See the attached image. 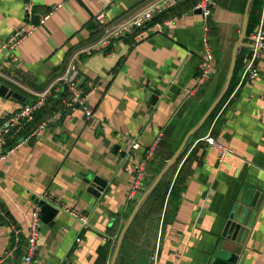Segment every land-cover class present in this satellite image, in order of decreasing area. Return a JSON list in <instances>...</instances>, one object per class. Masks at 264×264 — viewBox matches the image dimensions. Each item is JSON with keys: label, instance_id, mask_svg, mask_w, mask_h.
Segmentation results:
<instances>
[{"label": "crops", "instance_id": "1", "mask_svg": "<svg viewBox=\"0 0 264 264\" xmlns=\"http://www.w3.org/2000/svg\"><path fill=\"white\" fill-rule=\"evenodd\" d=\"M149 1L33 0L36 24L44 15H53L10 54L1 45L26 20L27 0H0V80L15 86L16 90L8 87L24 98L0 97V124L57 86L72 58L77 60L95 48L102 36L88 44L94 28L117 25ZM217 3L208 35L202 15L196 13L197 0H187L164 19L153 21L144 38L131 36L115 43L110 52H93L79 61L90 90L86 104L94 113L93 120L86 121L77 104L67 111H53L55 105L47 103L44 108L53 111V117L42 122L47 124L42 135L0 161L4 211L0 216V264L23 263L32 213L37 198L44 194L59 214L54 226L41 219L34 264H112L141 190L152 185L204 118L224 90L232 68L230 96L213 120L190 138L181 163L172 167L177 170L171 187L183 170L180 186L184 188L174 215H166L168 189H158L159 184L136 215L116 264H206L231 207L244 191L253 189L261 194L240 264H264V61L255 81L241 83L249 38L259 27L264 0ZM101 13L104 21L99 25L95 18ZM244 29L246 39L233 66ZM206 36L215 57L214 73L191 95L204 65ZM38 120L35 117L34 124ZM32 126L26 136L38 127ZM167 129L145 166V180L133 205L128 196L135 173L159 133ZM209 135L232 153L222 157L207 145ZM134 143L139 145L136 150ZM116 147L124 155L114 153ZM95 178L108 184L99 198L89 192L88 180ZM13 228L21 231L22 239L9 256ZM148 250L152 251L150 258L145 253Z\"/></svg>", "mask_w": 264, "mask_h": 264}, {"label": "built area", "instance_id": "2", "mask_svg": "<svg viewBox=\"0 0 264 264\" xmlns=\"http://www.w3.org/2000/svg\"><path fill=\"white\" fill-rule=\"evenodd\" d=\"M187 0H154L141 11L129 19L107 28L99 40L95 48H89L85 51L88 55L93 52L108 51L115 43L121 41L128 36H133L134 39H142L148 30V26L160 18L165 13L175 9L181 3ZM218 0H197L196 10L201 11V15L206 23L205 33L208 35L210 32L209 22L213 15V12L217 8ZM53 15L52 12L44 15L39 21V25L35 23V11L33 0H27L26 5V20L22 23L17 30L2 43V49L8 53H14L21 44L31 37L39 28L44 25L50 17ZM260 24L258 29L250 36L248 43V51L244 59V70L241 76V83L253 82L260 75V65L264 61V3L260 14ZM95 21L97 24H102L104 21V14H99ZM205 61L203 68L197 78L196 86L191 92V95L196 94L201 90L210 80L215 69V57L213 51L209 45L208 37L205 38ZM14 57L13 62H17ZM76 57L71 59L69 66L65 74L59 78L57 86H53L47 91L38 95L36 101L24 106L18 112L7 116L4 121L0 124V161L5 159L8 155L12 154L19 147L28 143L32 137H39L46 130L47 124L42 123L36 127L29 135L24 133L30 130V127L34 125L35 117L44 107H46L50 97L52 96L53 90H61V87L65 85L68 87L69 92L72 96V101L66 102L67 108H72L75 104L79 105L82 109L86 121H91L94 118L93 111L86 104V95H84L82 88L78 86L81 84L82 76L80 75L75 65ZM83 86V85H82ZM58 87V88H57ZM28 133V132H27ZM165 137V131L159 133L154 146L147 151L145 161L142 167L137 169L135 176V183L133 189L129 193V202L136 201L137 193L141 190L143 182L145 180V166L147 162L154 157L157 147L161 144ZM207 145L214 147L219 151L222 157L232 153L229 148L220 145L212 136L205 138ZM139 147L137 143L133 144V149L136 150ZM50 197L47 194L40 195L36 200V206L32 213V219L29 225V234L27 237L28 248L27 254L22 264H34V258L38 250V241L40 236V225H41V203L49 202ZM64 211L69 213L76 219H79L77 214L68 210L66 207ZM0 216H4L2 204L0 202ZM13 246L9 252V256L16 251L21 243L22 233L20 230L13 228Z\"/></svg>", "mask_w": 264, "mask_h": 264}, {"label": "water", "instance_id": "3", "mask_svg": "<svg viewBox=\"0 0 264 264\" xmlns=\"http://www.w3.org/2000/svg\"><path fill=\"white\" fill-rule=\"evenodd\" d=\"M251 3V0H250ZM249 3V4H250ZM248 11V9H247ZM197 14H201L200 10H196ZM246 23L248 20L246 19ZM246 29L243 30L241 35V39L239 44L235 48L233 55V66L236 63L239 49L243 46L246 39ZM234 74V68L230 70L229 76L227 77L226 85L224 90L217 98V100L213 103L209 111L206 113L204 118L200 121L198 126L194 128L186 137L183 144L179 148V150L175 153L172 159L167 163L166 167L159 174L157 179L152 183V185L145 191L144 195L138 200L133 212L131 213L126 225L124 226L120 237L117 242L116 250L114 253V257L112 260V264H116L120 255V251L123 245V241L127 232L129 231L131 225L134 222V219L138 212L140 211L143 204L146 200L154 193L158 185L161 183L165 175L170 171V169L178 162V160L183 155L187 144L192 138L209 120L212 114L215 112L217 107L221 104L223 99L226 97L229 92L232 78ZM26 77H28L26 75ZM86 78L81 79V84L78 86L79 89L82 88V85L85 84ZM0 97L6 98L8 100H22L24 98L17 92L13 91L6 85L0 84ZM155 98V97H154ZM114 153L124 155L120 153V149L116 147L114 149ZM90 184L89 192L92 193L95 197H101V194L105 192L108 184L102 181L99 178H95L93 181L88 180ZM261 192L253 190L244 191V196H249L253 198L251 202L247 201L244 196L239 197L236 200L235 204L231 207L230 213L225 222L223 231L220 236V240L214 249L212 255L208 259L206 264H240L243 258L245 257V252L247 248L248 239L250 236V232L253 226L254 219L257 217L254 210L258 207V202L260 199ZM59 214V210L56 209L53 205L42 202L41 203V219L42 221L50 226H54L55 219Z\"/></svg>", "mask_w": 264, "mask_h": 264}, {"label": "trees", "instance_id": "4", "mask_svg": "<svg viewBox=\"0 0 264 264\" xmlns=\"http://www.w3.org/2000/svg\"><path fill=\"white\" fill-rule=\"evenodd\" d=\"M150 1H152V0H150ZM149 1V2H150ZM149 2H148V4H149ZM151 3V2H150ZM147 4V3H146ZM146 4H145V6H146ZM147 4V5H148ZM144 7V6H143ZM141 8H139L133 15H135L137 12H139V11H141L140 10ZM175 9H177V7L175 8ZM175 9H173V10H171L170 11V13H172ZM167 14L168 13H165L164 15H162L160 18L161 19H164V17H167ZM132 15V16H133ZM131 16V17H132ZM159 19V18H158ZM157 20V19H156ZM155 20V21H156ZM121 23V22H120ZM115 24V23H114ZM117 24H119V23H117ZM92 25V24H91ZM95 27V26H94ZM110 27H112V25H109V26H106V27H104L102 30H99L98 28H94L95 29V31H94V33L92 34V40L88 43V44H92V43H94V42H96L101 36H103V34H104V32H105V30L107 29V28H110ZM131 36H128L127 38H125V39H123V40H126V39H128V38H130ZM130 39H132V38H130ZM122 41V40H121ZM107 52V51H106ZM108 52H110V50L108 51ZM90 55H87V54H82L81 55V57L80 58H78L77 60H76V68H77V70L79 71V73H80V75L82 76V78H84L85 77V75H83L81 72H80V70H79V61L80 60H82V59H85V58H88ZM240 62H241V64H243V66H244V63H243V59H241L240 60ZM200 74V73H199ZM0 83L1 84H5V85H7V86H10V84H8V83H5V82H3V81H1L0 80ZM232 86H233V84H232ZM10 87H12V86H10ZM15 86H13L12 88L13 89H15L14 88ZM16 90V89H15ZM232 90H233V88L231 87L230 88V90H229V92L227 93V95H226V97L223 99V101H222V103L219 105V107H217V110H215V112H214V114H212V117H210L209 118V120H208V122L206 123V125L207 124H209L212 120H213V118L215 117V115H216V113L218 112V110H219V108H220V106L222 105V104H224V102L226 101V99L230 96V94H231V92H232ZM82 91H83V93H84V95H88L89 94V92H90V90H89V88H88V83H86V84H83V86H82ZM70 101H72V96H71V94H70V92H69V89H68V87H66L65 85H63L62 87H61V90H56V89H54L53 90V93H52V96L50 97V99H49V101H48V106L49 105H51V104H54L55 105V108L53 109V111H59L60 109H65V111H67L66 109H67V107H66V105H65V103L66 102H70ZM53 111H51V110H47V109H43V110H41L38 114H37V116H36V118H37V121H39L38 119H40V122L39 123H37V124H34L32 127H36V126H38L39 124H41L42 122H46V121H48L49 119H51L52 117H53V115H52V112ZM43 114V115H42ZM40 115H42V116H40ZM52 115V116H51ZM40 117V118H39ZM167 132H168V129L165 131V135L167 136ZM197 135V134H196ZM196 135L194 136V138L196 137ZM181 161H182V156H181V158L178 160V163H181ZM176 170H177V167L176 168H172V170L165 176V178L162 180V182L160 183V187L158 188V189H160V188H162V187H165V189H168V191H167V193H168V204H167V206H168V209H167V212H166V215H168L169 217L171 216V215H174V213H175V211H176V209H177V203H178V201L180 200V196H181V194H182V192H183V190H184V188L182 187V186H180V182L183 180V176H182V171H181V174H179V177H178V179H177V183L173 186V187H171L172 185H171V182H172V180H173V178H174V175L176 174ZM188 174L187 175H189L190 174V171L189 172H187ZM147 189H144V190H141V192H140V198L144 195V193H145V191H146ZM136 202L137 201H135V202H133V205H135L136 204ZM136 206V205H135ZM27 245H28V243H27ZM121 252H123V250H121ZM146 254H148V256H149V258H150V256H151V253H152V251H147V252H145Z\"/></svg>", "mask_w": 264, "mask_h": 264}, {"label": "rangeland", "instance_id": "5", "mask_svg": "<svg viewBox=\"0 0 264 264\" xmlns=\"http://www.w3.org/2000/svg\"><path fill=\"white\" fill-rule=\"evenodd\" d=\"M98 53H106V52H104V51H100V52H98Z\"/></svg>", "mask_w": 264, "mask_h": 264}]
</instances>
